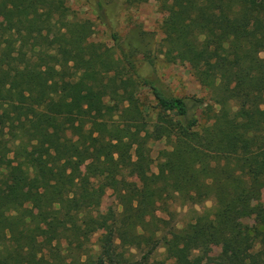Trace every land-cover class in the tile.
<instances>
[{
    "label": "trees",
    "instance_id": "obj_1",
    "mask_svg": "<svg viewBox=\"0 0 264 264\" xmlns=\"http://www.w3.org/2000/svg\"><path fill=\"white\" fill-rule=\"evenodd\" d=\"M156 1L170 10L161 53L189 63L212 103L141 75V48L118 32L91 41L67 0H0V264H228L249 241L248 264H264V0ZM109 190L118 209L94 214ZM209 199L176 226L175 204Z\"/></svg>",
    "mask_w": 264,
    "mask_h": 264
},
{
    "label": "rangeland",
    "instance_id": "obj_2",
    "mask_svg": "<svg viewBox=\"0 0 264 264\" xmlns=\"http://www.w3.org/2000/svg\"><path fill=\"white\" fill-rule=\"evenodd\" d=\"M67 4L74 18L90 22L94 32L90 38L91 41L113 46L112 32H118L122 43L141 48L142 52L135 57L137 69L141 75L157 81L169 94L189 99L200 98L207 103H212L211 91L199 83L189 63L169 62L161 53V44L164 38L163 25L170 16L168 7L156 0L136 4H129L126 0H67ZM145 51L148 54L147 57L154 58V65L147 62ZM139 95L142 103L146 105V109L152 114L155 110L156 100L151 90L145 87L141 89ZM196 115L200 118V129L210 124L207 116L202 114V109H197ZM151 146L152 155L155 158L161 149L170 148L165 140L155 141ZM82 169L86 171V166H83ZM152 170L157 171L156 163ZM132 179L141 185L146 177L135 176ZM214 204L213 199L201 204H175L176 226L181 228L188 222L194 221L198 213H201L205 208L214 206ZM253 204L264 209V192L253 200ZM118 207L115 194L109 190L94 210V214L99 212L105 214L109 210L118 209ZM159 215L165 216L162 213ZM108 232V227L100 228L91 237L90 246L94 251L100 249L101 242L107 237ZM255 245L256 243L249 241L243 249V254L240 255L242 257H238L228 264H248L247 254L253 250ZM164 252L165 248L160 247L156 257L165 258ZM209 257L220 262L224 257V248L212 246ZM167 264H173V261L168 260Z\"/></svg>",
    "mask_w": 264,
    "mask_h": 264
}]
</instances>
